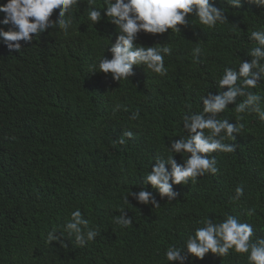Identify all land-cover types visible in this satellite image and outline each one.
Returning a JSON list of instances; mask_svg holds the SVG:
<instances>
[{"label":"trees","instance_id":"trees-1","mask_svg":"<svg viewBox=\"0 0 264 264\" xmlns=\"http://www.w3.org/2000/svg\"><path fill=\"white\" fill-rule=\"evenodd\" d=\"M213 3L225 8L228 23L209 29L189 15L187 26L178 25L180 33L137 34L134 44L171 47L164 75L134 65V75L118 82L92 71L102 56L111 58L107 48L118 29L103 9L92 27L88 0L74 8L67 35L58 26L46 29L30 43L20 41V51H10L0 38V264H179L167 262L166 249L180 246L205 219L220 222L227 215L250 223L253 241L264 237V121L255 112L238 113L229 105L220 114L243 125L235 140L224 141L235 150L211 153L218 171L174 185L175 200L140 184L155 158L171 155L169 138L183 134L182 115L199 111L201 98L219 91L225 67L238 70L240 58L250 59L256 42L249 33L264 28V7L247 0L239 8ZM250 91L264 97V81ZM174 158L182 163L185 157ZM238 186L243 195L233 199ZM141 187L157 195L159 207L131 196L125 202ZM76 209L98 231L83 246L64 231ZM122 210L132 218L128 227L114 222ZM53 229L63 233L64 243H46ZM185 264L248 261L247 254L230 250L224 257L189 255Z\"/></svg>","mask_w":264,"mask_h":264},{"label":"clouds","instance_id":"clouds-1","mask_svg":"<svg viewBox=\"0 0 264 264\" xmlns=\"http://www.w3.org/2000/svg\"><path fill=\"white\" fill-rule=\"evenodd\" d=\"M79 2L80 0H6L0 4V13L3 14L0 25L10 27L8 30L0 27V38L10 51H20V41L30 43L33 35L38 36L46 29L58 26L62 33L67 35L73 25L74 8ZM222 2L233 8H239L242 4V0ZM247 2L264 7V0ZM101 9L103 15L117 26L118 35L114 43L107 48L111 58L102 56L98 67L92 71L110 74L111 79L118 82L128 80L134 75V65H143L144 68L160 75L167 72L164 56L171 53V47L166 44L148 47L134 44L139 32L164 34L171 29L173 33H180L178 25L187 26L189 21L186 17L189 15L195 18L200 26L209 29L228 23L225 8L216 7L213 0H102V5L97 4V0H88L87 19L91 21L92 27L101 20ZM54 10H58L55 20L51 19ZM193 35L198 37V33ZM249 39L256 42V46L246 55L250 59L240 58L238 70L237 67H225L218 80L219 91L204 95L199 111L182 115L183 134L177 135L178 139H172L173 136L169 138L166 150L171 155L155 158L151 170L142 178L140 184L150 185L160 198L175 200L179 193L174 189V185H186L189 180L205 173L215 174L218 169L211 153L235 150L234 144L224 141L235 140L234 134H240L243 125L218 118L229 105H235L238 113L255 112L258 118L264 121V109L261 107L264 97L250 91L264 81V28L252 30ZM104 50L105 47L103 52ZM200 52V47L194 49L195 54ZM238 98H242L239 103ZM135 118L136 114L133 113L132 119ZM124 136L131 138L133 133L127 131ZM118 142L124 144L125 139L121 137ZM174 154L184 156L183 162L178 163ZM242 195L243 188L238 186L233 199H239ZM129 196L142 205L160 206L157 195L144 187L139 191H129L124 197L128 204ZM252 212L250 209L248 214L251 215ZM114 222L128 227L133 221L128 212L122 210L120 215L114 218ZM202 223L203 226L197 227L180 246L170 245L166 249L164 255L167 262L185 264L189 255L203 259L205 254L211 252L224 257L229 255L230 250H234L238 254H247L248 264H264V237H257L253 241L254 230L250 223L241 222L233 215H227L220 222L208 218ZM64 231L68 237L74 238L79 246L94 240L98 235L96 229L89 227V221L82 216L79 209L71 213V218L64 224ZM62 236L63 233L53 229L48 233L46 243H64Z\"/></svg>","mask_w":264,"mask_h":264}]
</instances>
